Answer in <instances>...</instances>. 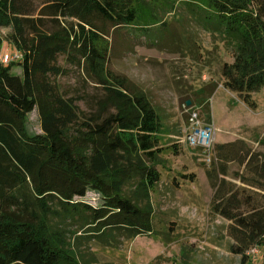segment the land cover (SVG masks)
Masks as SVG:
<instances>
[{"label": "trees", "instance_id": "trees-1", "mask_svg": "<svg viewBox=\"0 0 264 264\" xmlns=\"http://www.w3.org/2000/svg\"><path fill=\"white\" fill-rule=\"evenodd\" d=\"M1 27L21 56L0 55V264H92L86 244L154 232L164 120L139 83L110 68L117 41L154 46L202 29L233 57L221 68L226 88L255 108L264 87V0H0ZM74 69L103 89L89 111L62 85ZM35 109L42 132L28 126ZM214 152L211 212L231 221L230 250L247 264L264 246V202L226 176L237 161L254 175L239 178L264 190V153L243 138Z\"/></svg>", "mask_w": 264, "mask_h": 264}, {"label": "rangeland", "instance_id": "rangeland-1", "mask_svg": "<svg viewBox=\"0 0 264 264\" xmlns=\"http://www.w3.org/2000/svg\"><path fill=\"white\" fill-rule=\"evenodd\" d=\"M9 31V27L0 28L1 56L17 50L6 37ZM189 31L191 38L180 39L181 43L173 42L171 37L154 46L135 42L124 47L119 41L115 44L110 68L139 83L163 116L159 137L164 161L158 165L161 179L152 190L154 232L122 238L117 247L86 244L82 250L90 252L92 264H240L241 256L230 250L231 221L212 213L210 208L213 188L206 169L215 157L209 165L205 153L186 142L185 133L190 111L198 110L207 121L208 107L217 142L243 138L264 153V87L254 94L257 107L249 106L222 84L221 68L225 61H233L231 53L207 31ZM13 71L21 73L22 68L16 65ZM61 81L86 111L95 106L103 92L80 69H74ZM188 97L194 103L191 106L185 103ZM28 126L33 132H42L37 109L29 114ZM238 173L254 176L237 161L230 162L227 180L241 189L255 191L254 199L263 203L264 190L245 184ZM88 198L96 200L98 195L89 191ZM257 249L251 252L247 264H262L264 246Z\"/></svg>", "mask_w": 264, "mask_h": 264}, {"label": "built area", "instance_id": "built-area-1", "mask_svg": "<svg viewBox=\"0 0 264 264\" xmlns=\"http://www.w3.org/2000/svg\"><path fill=\"white\" fill-rule=\"evenodd\" d=\"M21 54L15 52L13 54L5 53L1 59L8 62L12 59L19 58ZM217 130L213 122H206L202 119L200 112L196 109L190 111L189 124L185 133L186 142L192 146L199 148L206 155L207 163L210 165L213 160ZM257 247L251 248L248 253L257 251Z\"/></svg>", "mask_w": 264, "mask_h": 264}, {"label": "water", "instance_id": "water-1", "mask_svg": "<svg viewBox=\"0 0 264 264\" xmlns=\"http://www.w3.org/2000/svg\"><path fill=\"white\" fill-rule=\"evenodd\" d=\"M188 103H190V100H188Z\"/></svg>", "mask_w": 264, "mask_h": 264}]
</instances>
